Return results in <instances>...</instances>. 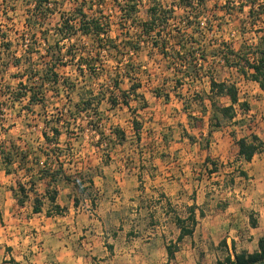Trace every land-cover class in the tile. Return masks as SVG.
Returning <instances> with one entry per match:
<instances>
[{
  "label": "rangeland",
  "instance_id": "374dc122",
  "mask_svg": "<svg viewBox=\"0 0 264 264\" xmlns=\"http://www.w3.org/2000/svg\"><path fill=\"white\" fill-rule=\"evenodd\" d=\"M80 1L49 0L53 12L43 19L46 3L35 10L38 0H0V187L10 191L14 202L6 207L0 190L1 236L14 226L16 249L22 241L23 246L34 243L41 249L36 264H107V237L116 239L109 243L112 253L115 247L122 250L126 238L135 239L143 248L140 254L146 257L145 264H215L223 260L233 246L232 235L248 234L245 229L260 218L259 210L264 216V151L245 162L237 156L236 144V138L252 133L264 140V90L223 66L219 55L213 54L220 40L246 48L256 43L260 21L248 15V7L240 9L245 0H206L204 7L193 8L198 13L196 31L184 27L190 8H179V0L162 1L166 8L175 7L161 34L171 41L189 35L197 50L201 42L215 78L236 83L239 101L249 105L247 111L236 105L232 121L221 119L220 126L210 127L209 71L186 78L184 86L175 90L174 81L184 69L176 65L179 61L164 59L148 45L131 55L130 49L117 55L108 49L96 51L99 41L74 34L71 40L60 42L63 53L70 47L74 61L65 55L57 83L39 89L47 46L44 38L49 45L55 44L61 16H69ZM91 2L88 0L93 5L89 13L109 21L110 37L123 27H132L120 22L114 0ZM148 5L147 0L140 1L138 18H146ZM252 22L257 23L252 26ZM130 30L132 36L138 32L134 27ZM89 53L96 57L97 71L81 72L77 60ZM18 58L20 63L15 65ZM115 79L123 90L139 82L140 87L128 96L130 108L122 103L120 89L113 86ZM112 96L118 100L116 105L111 103ZM220 102L230 103L227 98ZM52 126L61 130L58 144ZM44 131L48 141L42 136ZM224 136L228 159L205 157L208 143ZM194 142H198L196 151L183 149V143L190 147ZM167 143L174 145L172 154L158 150ZM2 151L10 152V163H6L9 155ZM194 151L195 156L187 158ZM215 153L212 148L211 154ZM157 158L169 160V170L182 174L180 170H191L183 176L184 184L177 180L172 190H157L149 184L150 176H139L136 171L131 176V170H147L149 175L159 170ZM213 167L219 173L209 174L207 170ZM107 170L130 171L123 176L125 182L112 177L107 183ZM223 170L233 171L223 179ZM240 171L246 175H239ZM49 195L55 196L54 203ZM35 205L40 212L33 211ZM192 205L197 220L193 234L178 242L177 218H187ZM227 205L238 212L235 223H221V209ZM3 210H14L8 214L12 217L2 219ZM185 225L190 226L189 221ZM244 239L246 250H253L251 238L246 235ZM3 246L6 243L1 241ZM167 247L172 249V257ZM11 263L18 264L14 259Z\"/></svg>",
  "mask_w": 264,
  "mask_h": 264
},
{
  "label": "trees",
  "instance_id": "16d2710c",
  "mask_svg": "<svg viewBox=\"0 0 264 264\" xmlns=\"http://www.w3.org/2000/svg\"><path fill=\"white\" fill-rule=\"evenodd\" d=\"M91 1L92 0H89V2ZM114 1V4L116 3V6L121 13L120 19L122 20L120 22L122 23V21H125L126 23L129 22V25H132V27H127V29L123 27L121 32L118 31L115 37H110L108 35L109 27L111 26L108 20L102 22L101 16L97 17L93 15V13H89L90 10H92L93 5L88 4V0H81L69 13V16H61V21L58 22V26L56 27V30L60 35L59 39L56 40L55 44L49 45L47 38H44L47 46L46 53L43 56L45 59L43 62L44 67L40 70L41 73L39 74L42 83L41 86H39V89H41V87L44 88L48 83L50 85L57 83L58 68L65 65L66 62L63 59L65 55H71L69 61H74L76 56L71 52L69 49L70 47H68L67 51L63 53V47L60 45V42L64 40L69 41L74 34L80 33L83 36L92 38L93 41H99L97 43L96 51L108 49L109 52L115 51L116 54L119 55L124 53V50L130 49L132 52L128 53L131 55V53H137L141 46L148 45L152 52L154 51L160 54L164 59L179 61V64L176 65H180V67L184 69V71H179H183L186 76L183 74L175 79L174 86H172L175 90H177L176 88L178 87L184 86L186 78L200 77L204 70L207 69L206 71H209L206 76L209 78L208 100L211 113L209 116L210 127L220 126L221 119L232 121L237 115L236 105H238L243 111L248 110L249 105L247 102L239 101L236 83L228 82L226 80H217L215 78L212 69L213 67L211 68V66H207L206 64L207 50L202 46L201 42L198 44L199 50H197L193 41L187 38L189 35H187V37L185 34L181 35L180 38L175 41L172 40V42L169 37L161 34V31L164 29L169 19L172 18L175 6L172 8H166L162 5L163 0H147L149 5L144 10L146 18L141 19L137 17L141 0ZM205 1L206 0H179V8H183L184 11L188 8L191 9L186 11L188 14L184 23L185 28L195 27L194 30L197 31L199 27V22H197L198 13L193 8L198 6L201 8L204 7ZM43 3L47 4H45V8L48 9L45 13L46 15H43V19H46L48 15L53 12L52 8L49 6V0H38L34 9H39ZM244 6L248 7V15L256 17L258 19L256 20L261 23L257 29L258 32L261 33H257L259 34L257 42L248 45L246 48L243 45L236 46V42L234 41L229 42L226 40H220L218 43L219 48L213 55H219V59L223 66L235 69L236 73L244 80L256 82L258 86L264 90V0H245V2H241L240 9ZM99 15H101L100 12ZM256 23L257 22H252V26ZM133 27L135 31L138 29V32H135L134 36L131 35L132 33L130 30ZM97 57H99L98 54ZM95 59L96 57L92 56L90 53L88 54V57L83 58L81 56L77 60L76 67L81 72H84L86 69H88L89 72L97 71L96 64L94 63ZM19 63L20 58L16 59L15 65H18ZM177 71L178 70H176L175 75H177ZM127 73L128 72L126 71V74ZM113 86L115 89H120L121 95L124 97L122 103L130 108L131 106L128 96L140 87L139 82L132 83L129 90H123L120 88V82L115 79L113 81ZM175 95L178 94L176 93ZM32 97H34V94H31L30 96L31 101ZM222 98H227L230 103L226 105L222 104L220 102V99ZM33 102L35 101L33 100ZM96 103L98 104V102ZM111 103L112 105H116L118 103L117 98L112 96ZM133 123H135L134 127L138 130L139 125H136L135 118L133 119ZM51 131L55 143L58 144L59 137L61 136L59 126H52ZM208 135H211L210 129L208 130ZM42 136L47 141L50 139L49 134L46 131L42 132ZM236 144L238 146L237 156L245 162H250L256 154L264 151V141L255 133L249 134L247 137L243 136L236 138ZM1 153L9 155L6 156L8 159L6 163H10V152L6 153L5 151H2ZM214 171H216L215 167L209 169V173ZM239 175L245 176L246 173L240 171ZM233 181V179H230L231 183H233ZM22 191L24 192V190ZM49 199L51 203L55 202L54 195H49ZM18 201L19 204H22L21 200ZM56 207L58 208L57 204ZM33 211L38 213L41 209L38 205H35ZM200 215H203L202 212ZM186 221H189L190 226L185 225ZM196 223L195 206L192 205L189 207V215L187 218H177V226L180 229L177 241H182L185 236H191ZM251 226H255L254 221L251 222ZM257 246L258 249L255 252H234L233 258L230 255H227L223 260H218L215 264H264V238L258 240ZM167 253L169 257H172L173 251L170 247H167Z\"/></svg>",
  "mask_w": 264,
  "mask_h": 264
},
{
  "label": "crops",
  "instance_id": "0c3cea01",
  "mask_svg": "<svg viewBox=\"0 0 264 264\" xmlns=\"http://www.w3.org/2000/svg\"><path fill=\"white\" fill-rule=\"evenodd\" d=\"M204 130V129H203ZM225 131V130H224ZM224 133V132H223ZM206 133H203L202 135L204 136ZM226 136H224L223 138L219 139V138H215V140L212 142L208 143L207 148L204 149V156H208L210 155V157H219V159L224 160V159H228V155L226 154V148H225V143H224V139ZM264 141V140H263ZM182 143V142H181ZM198 143V142H197ZM196 142H194L192 145H190V147H188V145H186L185 143H183V149H190V150H195L196 151ZM174 145L172 146V144L170 145V143H167L166 145H162L160 149H158L160 152L164 151L165 153H171L170 151L173 149ZM212 148H214V155L211 154L212 152ZM216 148V149H215ZM194 152H188L187 155L189 157L187 158H192L193 154H195ZM172 154V153H171ZM202 155V154H201ZM185 158V159H187ZM220 160V161H221ZM156 164L160 169H164V170H154L151 175L147 174L148 171L147 170H131V176L133 174L134 171H136V174L141 176L144 175L147 178H149L150 176V180H149V184L151 183V187L155 188L157 190H165V189H169L172 190L173 188L176 187V182L178 180V182L183 183L184 184V180H183V176H186L187 174H189L188 172H190L191 170H180L183 172V174L181 172H179L178 170H169L170 169V164L166 165V163L169 162V160H167L166 158H157V160L155 161ZM208 162L205 163V165H207ZM167 169V170H165ZM209 169V168H208ZM128 171L130 170H107V183L112 181V177H114V179L117 180L118 183L121 182H125L126 179H124V175L128 174ZM151 171V170H150ZM199 171H205L204 170H199ZM209 171V170H207ZM219 170H216L212 173L209 174H215V173H219ZM233 170H223V175L221 176V178L224 179V174H228ZM147 174V175H146ZM145 185V183H144ZM186 185V184H185ZM184 185V186H185ZM0 190L3 195V202L4 205L7 207V205H9L10 203L12 204L13 201L10 200V191H8L6 189L5 186L0 187ZM14 203V202H13ZM198 203V202H196ZM236 210V209H235ZM234 209H231L230 205H227V207H225L224 209H221L222 212V219L221 223H224L226 221H230L232 223H235L236 221H238V212L235 211ZM9 211L14 212V210H3V214L2 219L4 218H9L12 217V213L10 215ZM259 217L258 220L255 222V226H248V230L245 229V232L248 233L246 234L248 238H251V243L253 244L254 248L253 250H246L245 247H247L245 245V239L244 237L246 235H242V237H240L239 235H232V240L231 243L233 244V248H229L228 254L230 255L232 258L234 256V252H246V253H252L257 251L258 246H257V242L260 238H264V219H262L263 213L262 210H259ZM4 221V220H2ZM11 227H7V229H10ZM15 227L13 226L11 229V231H9L6 235L4 234V236H1L0 233V243L1 241H4L6 243V246L0 247V264H12L11 260H15L18 264H27V261L29 260L30 263L29 264H36V259L39 257V254L37 252V250H41L40 248L36 249V244L33 243V245H31L30 247L28 246H23L24 241H22V244H20L21 246L16 249L13 242H15V239H17L16 234L14 232ZM180 232V229H179ZM252 235V236H250ZM108 236V233H107ZM184 239V238H183ZM182 239V240H183ZM116 240V239H115ZM114 238L112 237H107V259L105 261V263L107 264H145V256L141 257L140 251H142V247L138 246V244L136 243L135 239H127L126 244L123 246L122 250H117L116 247L114 249V253L110 252V250H108V248L111 247V245H109V243H111L112 241H115ZM230 240L229 238L226 239ZM228 243V242H227ZM12 247V248H9ZM22 249V250H20ZM20 250V251H19ZM33 251V252H30ZM31 254V257H30Z\"/></svg>",
  "mask_w": 264,
  "mask_h": 264
}]
</instances>
